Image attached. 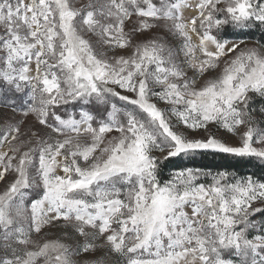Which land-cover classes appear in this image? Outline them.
Returning a JSON list of instances; mask_svg holds the SVG:
<instances>
[{
    "label": "snow or ice",
    "instance_id": "6c2138e0",
    "mask_svg": "<svg viewBox=\"0 0 264 264\" xmlns=\"http://www.w3.org/2000/svg\"><path fill=\"white\" fill-rule=\"evenodd\" d=\"M0 264H264V0H0Z\"/></svg>",
    "mask_w": 264,
    "mask_h": 264
},
{
    "label": "trees",
    "instance_id": "16d2710c",
    "mask_svg": "<svg viewBox=\"0 0 264 264\" xmlns=\"http://www.w3.org/2000/svg\"><path fill=\"white\" fill-rule=\"evenodd\" d=\"M251 39L253 40H260L261 39V33L258 31H253L248 34ZM197 165H210V166H235V170L240 171V172H252L256 171L255 168H253L250 164H248L245 161H236V160H231V159H213L211 157L205 158L203 160H197L195 162Z\"/></svg>",
    "mask_w": 264,
    "mask_h": 264
},
{
    "label": "rangeland",
    "instance_id": "374dc122",
    "mask_svg": "<svg viewBox=\"0 0 264 264\" xmlns=\"http://www.w3.org/2000/svg\"><path fill=\"white\" fill-rule=\"evenodd\" d=\"M17 119H19V117H17ZM31 123V121L29 120L23 127H22V131L24 130V127H27L28 126V124H30Z\"/></svg>",
    "mask_w": 264,
    "mask_h": 264
}]
</instances>
